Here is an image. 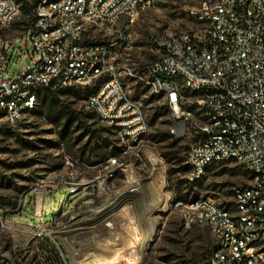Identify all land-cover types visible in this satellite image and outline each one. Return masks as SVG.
I'll return each instance as SVG.
<instances>
[{
    "label": "built area",
    "instance_id": "2783aa9c",
    "mask_svg": "<svg viewBox=\"0 0 264 264\" xmlns=\"http://www.w3.org/2000/svg\"><path fill=\"white\" fill-rule=\"evenodd\" d=\"M25 1L33 3V17L20 48L32 50L17 57L31 62L5 76L18 40L0 37V127L35 109L45 87L93 89L86 109L129 147L137 145L150 124L124 80L135 78L168 107L170 133L194 139L186 153L190 182L215 163L236 162L249 174L232 189L233 210L212 197L172 201L185 228L207 226L213 233L209 264H264V0L192 7L201 26L158 35L142 73L119 62L132 46L119 21L133 22L160 0H0V25L13 23ZM36 237L43 241L35 260L25 251L9 263L0 253V264H69L57 242L42 231Z\"/></svg>",
    "mask_w": 264,
    "mask_h": 264
},
{
    "label": "rangeland",
    "instance_id": "374dc122",
    "mask_svg": "<svg viewBox=\"0 0 264 264\" xmlns=\"http://www.w3.org/2000/svg\"><path fill=\"white\" fill-rule=\"evenodd\" d=\"M204 1L160 0L133 22L121 19L132 46L120 64L142 73L155 57L158 35L201 26L189 11ZM30 20L23 11L9 26L0 25V37L18 40L5 76L31 62L17 57L32 50L29 44L20 48ZM124 80L150 124L137 145L129 147L86 109L84 100L93 89L64 88L57 97L43 92L35 109L0 127V253L9 263L25 251L35 260L43 241L36 233L42 231L69 264H209L213 233L207 226L185 228L172 201L212 197L233 210L232 189L245 184L249 174L236 162L215 163L190 182L186 153L194 139L173 136L168 107L140 81L129 75ZM100 181L104 187L97 195ZM86 189L91 196L85 198L79 193Z\"/></svg>",
    "mask_w": 264,
    "mask_h": 264
},
{
    "label": "trees",
    "instance_id": "16d2710c",
    "mask_svg": "<svg viewBox=\"0 0 264 264\" xmlns=\"http://www.w3.org/2000/svg\"><path fill=\"white\" fill-rule=\"evenodd\" d=\"M23 11L30 13L31 19H32V17H33V3L32 2L25 1L24 4H23ZM30 21H29V23H30ZM62 90L63 89H51L49 87H45L44 89H42L40 91L39 95L41 93L45 92L48 95H54V96L57 97L58 96V93L61 92ZM70 112H72V114L76 115L77 117L82 114L81 112H79L77 110H74V109H70ZM187 167H188V165H187ZM184 200H187V199H184Z\"/></svg>",
    "mask_w": 264,
    "mask_h": 264
},
{
    "label": "crops",
    "instance_id": "0c3cea01",
    "mask_svg": "<svg viewBox=\"0 0 264 264\" xmlns=\"http://www.w3.org/2000/svg\"><path fill=\"white\" fill-rule=\"evenodd\" d=\"M103 181H100L99 183H100V189H98V191H97V195H100V193H101V188H103L104 187V185H103V183H102ZM98 183L97 182H95V184H93L92 185V187H94V186H96ZM79 194H83V196L86 198L87 196H91V192L90 191H88L87 189L83 192V191H81ZM78 194V195H79ZM75 196L76 195H71V197L70 198H75ZM42 198V197H41ZM41 198H39L38 199V201H37V204L38 203H40V207L42 208V211H44V202H42V199ZM113 202V201H112ZM112 202H109L108 204H112ZM108 204H105V207H108L109 205ZM34 208H35V210L37 209V207H36V204L34 205ZM103 208H101L100 210H97V211H101ZM36 213H37V211H36ZM125 213H127V211H125ZM40 214V213H39ZM124 214V213H123ZM123 214L121 215L122 217H123ZM129 217V214H126V218H128ZM111 227L110 228H113V226H114V223H111Z\"/></svg>",
    "mask_w": 264,
    "mask_h": 264
},
{
    "label": "bare ground",
    "instance_id": "6f19581e",
    "mask_svg": "<svg viewBox=\"0 0 264 264\" xmlns=\"http://www.w3.org/2000/svg\"><path fill=\"white\" fill-rule=\"evenodd\" d=\"M164 198V197H163Z\"/></svg>",
    "mask_w": 264,
    "mask_h": 264
}]
</instances>
